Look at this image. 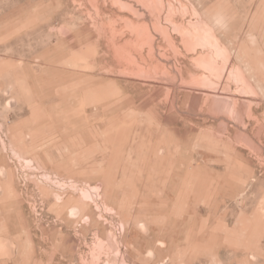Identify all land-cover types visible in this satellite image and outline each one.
<instances>
[{
  "label": "rangeland",
  "instance_id": "1",
  "mask_svg": "<svg viewBox=\"0 0 264 264\" xmlns=\"http://www.w3.org/2000/svg\"><path fill=\"white\" fill-rule=\"evenodd\" d=\"M0 264H264V0H0Z\"/></svg>",
  "mask_w": 264,
  "mask_h": 264
},
{
  "label": "bare ground",
  "instance_id": "2",
  "mask_svg": "<svg viewBox=\"0 0 264 264\" xmlns=\"http://www.w3.org/2000/svg\"><path fill=\"white\" fill-rule=\"evenodd\" d=\"M143 32H144V31H143ZM208 42H209V41H208ZM128 43H129V41H128ZM128 43H127V44H128ZM150 46H151V45H150ZM118 48H119V47H118ZM122 48H123V47H122ZM122 48H121V49H122ZM134 56H135V55H134ZM136 57H137V56H136ZM137 60H138V59H137ZM73 213H74V212H73Z\"/></svg>",
  "mask_w": 264,
  "mask_h": 264
}]
</instances>
